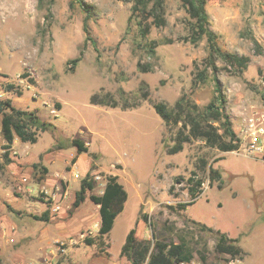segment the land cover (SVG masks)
Returning a JSON list of instances; mask_svg holds the SVG:
<instances>
[{"label":"rangeland","instance_id":"obj_1","mask_svg":"<svg viewBox=\"0 0 264 264\" xmlns=\"http://www.w3.org/2000/svg\"><path fill=\"white\" fill-rule=\"evenodd\" d=\"M81 1L92 12L84 50L85 14L74 0H0V100L53 126L35 145L16 139L8 164L0 133V264H130L120 251L134 228L139 241L183 242L201 264L226 261L215 251L220 232L238 240V264H264V159L247 152L243 135L248 118L264 121V0L206 3L220 49L250 59L241 74L216 64L239 149L221 153L193 141L175 155L165 149L175 131L153 104L172 107L188 95L204 107L213 97L210 73L193 87L207 47L205 40L183 41L189 31L182 0H165L166 24L151 26L146 39L135 18L129 22L132 0ZM150 42L154 56L147 53ZM8 84L21 96L6 92ZM94 94L110 95L117 107L92 105ZM72 140L87 153L77 155ZM199 160L207 163L199 174L202 193L180 210L191 201L186 181ZM209 167L221 176L211 185ZM88 173L94 190L73 209ZM108 176H117L127 201L99 250L98 209L88 197L101 194ZM45 212L48 221L34 219Z\"/></svg>","mask_w":264,"mask_h":264},{"label":"trees","instance_id":"obj_2","mask_svg":"<svg viewBox=\"0 0 264 264\" xmlns=\"http://www.w3.org/2000/svg\"><path fill=\"white\" fill-rule=\"evenodd\" d=\"M74 1L80 5L85 14L83 20V32L85 34L84 50L87 42L91 41L88 26V21L92 17L91 7L81 0ZM132 1L129 22L132 18H135L136 26L142 39H146L149 35L151 26L155 28L165 26V0ZM182 3L188 17L189 31L188 36L184 37L183 41L191 45H197L202 40H205L207 47V57L204 60V67L197 72L193 87L199 83H205L210 73L213 82V97L204 107L198 106L188 95L181 96L172 107L164 103L153 104L155 113L161 118L165 127L175 131L171 140L172 146L165 147L166 153L168 155L180 153L183 151L184 145L193 141L202 142L206 147L216 149L221 153L235 152L239 149V140L227 113V100L223 92L222 83L218 78L219 69L216 64L218 60H221L226 65H229L237 74H241L247 68L250 59L246 56L223 52L220 49L217 43L218 36L211 29L209 15L206 11L207 0H182ZM255 45L257 44L255 43ZM147 48V53L154 56L155 43L150 42ZM83 50L80 52L78 58L70 62L71 68H69V71L72 72L76 64L81 60ZM138 67L141 68L140 65ZM21 77H26V74H22ZM30 83H34L33 80H30ZM5 89L6 92L15 90L18 96L22 94V91L12 84H8ZM90 102L94 106L117 107L116 101L108 94L102 97L94 94ZM0 116V133L3 140L1 150L3 151L2 157L6 164L11 162L9 155L16 139L25 144L35 145L40 133L53 129V126L43 122L36 112L15 108L10 99L0 100ZM71 146L76 148L77 155L87 153V148L82 141L72 140ZM206 164V160H199V164L195 166V171H192L190 177L187 179V191L191 201L179 204L180 210H184L187 206L192 205L194 200L202 193L204 182L199 177V174L205 170ZM208 170L211 185L213 181L219 180L221 176L216 169L209 167ZM46 173L47 169H43L42 174ZM94 187L95 184L92 177L89 173L86 174L80 182L79 190L75 193L72 205L73 209H77L86 201L87 194L92 192ZM88 199L98 207L99 229L96 243L99 250H102L104 239L109 235L116 218L124 209L127 194L123 186L118 182L117 176H108L106 177L102 194H90ZM34 219L46 222L48 221V213L45 212L43 216L34 217ZM201 229L213 233L212 229L203 225ZM215 234L218 237L215 246V251L218 255L240 256L241 250L236 245L238 240L230 239L220 232H215ZM85 243L92 245L93 241L86 239ZM120 255L125 257L130 264H174V262H188L192 258L183 242L179 244H167L158 240H153V242L139 241L136 238L135 228L127 234Z\"/></svg>","mask_w":264,"mask_h":264},{"label":"built area","instance_id":"obj_3","mask_svg":"<svg viewBox=\"0 0 264 264\" xmlns=\"http://www.w3.org/2000/svg\"><path fill=\"white\" fill-rule=\"evenodd\" d=\"M243 135L248 140L247 141V152L254 153L258 155L260 158L264 159V121L256 117L248 118V120L246 121L245 129L243 131ZM73 176L75 179L79 177V175H77L76 173L73 174ZM95 179L100 180L99 177H95ZM22 181L26 182L27 179H23ZM102 191H101V194H102ZM45 193H47V191H45ZM51 195L54 198L55 194H51ZM58 210H59V206H56L53 209L54 212ZM223 256L226 257V261H224L222 264L240 263V259L237 257H231L230 255H225V254ZM174 264H201V263H197L195 260L191 259L188 262L181 261V262H174Z\"/></svg>","mask_w":264,"mask_h":264},{"label":"crops","instance_id":"obj_4","mask_svg":"<svg viewBox=\"0 0 264 264\" xmlns=\"http://www.w3.org/2000/svg\"><path fill=\"white\" fill-rule=\"evenodd\" d=\"M97 209H98V207H97Z\"/></svg>","mask_w":264,"mask_h":264}]
</instances>
